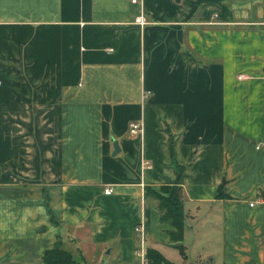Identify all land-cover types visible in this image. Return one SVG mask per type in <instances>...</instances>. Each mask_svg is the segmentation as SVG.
<instances>
[{
  "label": "crops",
  "instance_id": "1",
  "mask_svg": "<svg viewBox=\"0 0 264 264\" xmlns=\"http://www.w3.org/2000/svg\"><path fill=\"white\" fill-rule=\"evenodd\" d=\"M217 1L0 0V264L137 263L175 183L182 242L264 264V0Z\"/></svg>",
  "mask_w": 264,
  "mask_h": 264
},
{
  "label": "trees",
  "instance_id": "2",
  "mask_svg": "<svg viewBox=\"0 0 264 264\" xmlns=\"http://www.w3.org/2000/svg\"><path fill=\"white\" fill-rule=\"evenodd\" d=\"M204 4H213V8H204L203 13L209 15L212 12L217 13V18H231L230 9L217 0H202ZM208 18V16H206ZM218 18V19H219ZM179 176L180 171L177 170ZM223 184V181H222ZM221 188V184L219 186ZM179 186L175 184H161L158 188L146 186L144 196L157 201L159 209V220L168 225L166 234L168 240L177 246L182 257H186L184 246L182 245L184 233V208L180 197ZM146 258L148 264H179L165 258L157 249L147 247ZM82 258L74 256L69 250L61 246L60 238H57L54 245L44 251L42 262L44 264H82ZM102 264H138V263H118L105 262Z\"/></svg>",
  "mask_w": 264,
  "mask_h": 264
},
{
  "label": "rangeland",
  "instance_id": "3",
  "mask_svg": "<svg viewBox=\"0 0 264 264\" xmlns=\"http://www.w3.org/2000/svg\"><path fill=\"white\" fill-rule=\"evenodd\" d=\"M195 241V238L192 239V242L188 245L184 241L182 242V244L186 247L184 249L186 257L184 258H182L180 249L168 241L159 240L151 247L157 249L170 261H184L186 264H208L210 256L206 254V250L204 248L205 245L200 247L199 243ZM78 257L79 259L82 258L81 256ZM81 261L82 264H85V260L83 258Z\"/></svg>",
  "mask_w": 264,
  "mask_h": 264
},
{
  "label": "built area",
  "instance_id": "4",
  "mask_svg": "<svg viewBox=\"0 0 264 264\" xmlns=\"http://www.w3.org/2000/svg\"><path fill=\"white\" fill-rule=\"evenodd\" d=\"M132 4H137L140 2V0H130ZM217 13H214L213 17H216ZM135 22H137L140 25H143L146 23L145 18L143 17L142 14H139L135 18ZM142 122L139 120L132 121L129 123V132L133 135H140L142 133ZM113 188L112 186H107L104 189V193L108 194L112 192ZM251 205L253 203H250ZM134 230L139 233V245L135 249V254L137 256V263L138 264H148L147 263V258H146V239L144 236V229L142 226V222L137 223L134 225Z\"/></svg>",
  "mask_w": 264,
  "mask_h": 264
},
{
  "label": "water",
  "instance_id": "5",
  "mask_svg": "<svg viewBox=\"0 0 264 264\" xmlns=\"http://www.w3.org/2000/svg\"><path fill=\"white\" fill-rule=\"evenodd\" d=\"M112 141H113V147H114L112 154H116L119 151L118 142L116 140H112Z\"/></svg>",
  "mask_w": 264,
  "mask_h": 264
}]
</instances>
